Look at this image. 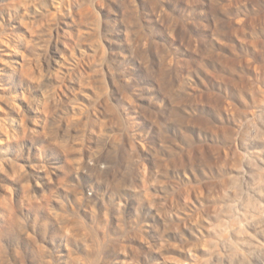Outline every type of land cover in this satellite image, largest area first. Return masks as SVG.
Listing matches in <instances>:
<instances>
[{
  "label": "rangeland",
  "instance_id": "1",
  "mask_svg": "<svg viewBox=\"0 0 264 264\" xmlns=\"http://www.w3.org/2000/svg\"><path fill=\"white\" fill-rule=\"evenodd\" d=\"M0 264H264V0H0Z\"/></svg>",
  "mask_w": 264,
  "mask_h": 264
}]
</instances>
